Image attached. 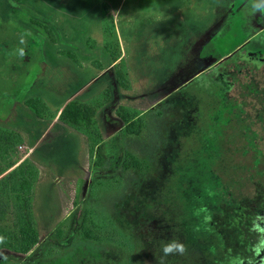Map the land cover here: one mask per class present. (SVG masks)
<instances>
[{
    "label": "rangeland",
    "instance_id": "374dc122",
    "mask_svg": "<svg viewBox=\"0 0 264 264\" xmlns=\"http://www.w3.org/2000/svg\"><path fill=\"white\" fill-rule=\"evenodd\" d=\"M52 1L54 8L46 0H30L28 9L20 4L12 6L10 0H0V129L24 134V139L11 151V160H0V171L7 163L18 165L26 158L38 167L40 175L32 211L40 242L51 238L36 260L19 262L0 257V264H219L215 261L222 258L224 251L220 249L224 242L228 252L253 264L248 225L252 205L264 200V184L258 183L252 167V154L259 155L260 146L250 142V137L252 131H257L256 139L264 146V121L231 123L218 86L200 74L189 84L179 86L164 105L152 109L169 92L162 87L172 59L146 61L131 53L133 57L125 60L130 63V73L134 71L131 81L135 91L127 92L131 84L128 89L117 84L116 63L103 51L104 4L113 6L121 1L124 12L132 8L141 11L143 0H81L84 10L74 12L75 15L65 10L64 0ZM169 1L164 0L166 9ZM220 1L213 0L214 12ZM241 2L235 0L236 16L230 24L245 17ZM58 4L61 7L57 8ZM48 5L53 24L39 16V8L44 10ZM33 20L49 26L54 37L50 38ZM171 21L167 19L165 23ZM140 25L138 15L136 28ZM240 38L233 33L217 38L212 42V52L226 53ZM143 41L144 37L139 36L138 43L144 44ZM160 43L173 47L166 34ZM255 48L254 45L252 50ZM156 53L149 55L160 57ZM235 57L226 61L222 69L236 61ZM125 60L121 59L118 67L128 73ZM160 62L163 66L156 75L163 84L158 83V77L155 80V76L147 74ZM197 64L192 61L191 65H180V72L176 70L168 78L170 86L180 80L183 83ZM99 70V80L89 86L95 97L89 100L103 102L102 92L108 89L109 103L116 98L117 106L104 113V105L96 113L102 136L98 148L94 147L91 153L89 149L85 151L78 137L71 133L69 138L76 144L73 152L64 135L56 134L60 127L66 132L71 130L61 121L56 122L58 129L49 133L51 138H41L48 125L37 119L26 101L46 95L55 116L69 99L92 95L74 87L85 78L99 75ZM139 70L142 73H137ZM218 77L217 72L213 79ZM152 100L158 101L150 104ZM124 104L145 113L138 136L128 134L122 122L117 129L113 126L114 120L118 122L116 109ZM45 119L52 121L54 117ZM236 124L246 131L241 132L239 126L234 127ZM96 171L100 174L95 175ZM220 177L228 182L241 204L239 211L236 207L228 210L229 217H221L222 213L214 215L212 221L223 234L224 242L218 236L211 240L203 232L210 206L213 209L221 205L217 199L220 187L215 181ZM83 212L87 216L84 222ZM6 216L0 227L16 234L13 214L8 212ZM171 242L182 245L183 251L165 255L162 246ZM35 251L36 246L22 256L32 258Z\"/></svg>",
    "mask_w": 264,
    "mask_h": 264
},
{
    "label": "crops",
    "instance_id": "0c3cea01",
    "mask_svg": "<svg viewBox=\"0 0 264 264\" xmlns=\"http://www.w3.org/2000/svg\"><path fill=\"white\" fill-rule=\"evenodd\" d=\"M247 1L251 3V6L253 5L252 3L253 0H247ZM64 2H65L64 6L66 5L65 10L67 12H70L72 15L76 14L74 12H78L79 14L82 12V10H84V7L82 8L81 0H70L69 2H67V0H64ZM220 2H221L220 5L218 4V6L215 7V12H214V7H213L214 6L213 0H170L168 3L169 5L167 6V9L165 7L164 0H143L141 11H132L133 9L132 8L131 10H128L127 12H124V8L122 6L121 1H117L116 2L117 5H113V6H112V3L111 4L105 3L108 5V9L113 16V20L115 23V29H116V32L119 38L120 46H121V52H122L121 59L122 60L123 59L125 60L126 58L127 60H129V58H132L133 55L132 57H130L131 53H134V56L141 58L142 60L146 58L145 59L146 61H148L149 58H156V59H162V60L165 58L172 59L170 60L171 66L169 67V73L167 74L169 75L168 78H170L173 73H176V70L180 72L179 70L181 69L179 68L180 65H184V64L185 66H187V64L191 65L192 61L199 63L197 64L196 68L192 69V72L190 74L184 77L183 83H181L182 80H180L173 87L170 86L171 82L170 80L168 81V78L165 79L166 81L165 83L163 82L164 83L163 84L160 80L161 78H159L156 75L158 74L161 67L163 66V64L161 65V62L159 63V67L148 69L147 74L149 73L150 75H152L151 77L155 76L154 77L155 80L158 77V80H160L158 81V83L161 82L164 85L162 89L169 91L168 93H166L165 97L159 100L156 106L154 105L152 107V109L153 108L158 109L160 105H164L168 101V99L172 97V95L174 94V92L179 86H183L184 84L186 85L189 84L196 75H199V74L200 76L204 75V73L208 70V68L211 67L213 63V58H214L213 56H216V54L212 52V42H214L217 38L225 37L231 33L241 36L240 40L237 43H235L236 45H234L228 52L220 53L217 56V57H221L229 53L230 51L236 49L242 42H244L248 38V36H251L259 29L258 27H255L252 24V15L250 14H249V17L251 19L249 20L250 25L247 26L246 28L243 26L244 24L243 20L245 19V17L239 22L237 21L233 24L232 23L230 24L231 18H234L236 16V14L233 15L234 14L233 11H237L234 8L235 0H221ZM245 2L246 0H242L240 4L241 8L245 4ZM27 3L29 4L30 0L29 1L20 0L18 2V4H20L21 6L30 9L29 7L30 4L28 5ZM46 3H49L52 6V8H54L53 6L54 3L52 0H46ZM61 5L62 4H58L57 8L61 7ZM48 7L49 5L46 6L44 10L42 8H39L40 12L42 13L39 16L40 18L48 20L49 22L51 21L50 23L53 24L52 22L53 19L51 15L47 13ZM104 13L105 12H103V15ZM138 15L141 16V25L138 28H136ZM167 19L172 20V21L169 24H166L165 20L167 21ZM167 26L169 28H167ZM247 29L249 30V33L247 32L248 31ZM165 34L167 36V40L169 39V42H172L170 46H173V47L171 48L164 47L160 43L162 41L164 42ZM139 36L144 37V41H143L144 44L138 43ZM148 42H151L153 44L150 45L148 44ZM158 44L160 45L159 47H158ZM104 50L105 49L103 47V51ZM155 52L159 53L160 57H156V56L154 57L152 55H149ZM104 54L110 60V57L107 51ZM126 64L128 67V76H129L128 78L130 79V84H131V88L130 90H127V92L133 93L135 89H134V86L132 85L131 73L133 74L134 71H131L130 73V70H131V69L129 70L130 63L126 61ZM70 69L72 70L71 66H70ZM138 72L142 73L140 70L137 71V73ZM100 75H101V70H99V75L91 76L88 79L85 78L83 79L84 81H82L81 83L76 85V87H74V88H78L79 92L85 91L84 94H89V93L92 94L89 97H85L84 99H79V100L86 101V100L92 99L93 96L95 97V93L94 94L91 93L92 90L89 89V86L92 85L93 82L94 83L97 82L99 80L98 78ZM145 77L147 76L144 75L143 79H145ZM163 79L164 78L162 77V81ZM39 98H41L51 109V104L49 103L46 95H43L42 97H39ZM71 100H75V98L69 99V101ZM114 100H116V98ZM69 101H67L64 104V106ZM155 101H158V100H155ZM155 101L152 100L149 102L151 104ZM116 103H117V100H116ZM129 105L130 104H126V105L124 104L121 106L135 109L138 112L142 113L140 109L136 108L134 105H130V106ZM108 106H106V108L104 109V113L116 108V107H112L110 109H107ZM63 107L60 108V110L55 115L52 121L46 120L45 118L41 119L37 117V119L39 118L40 121L48 125L44 134L41 135V138L49 137L50 132H52L54 129L55 130L58 129V126H57L58 124H56V122L60 123L58 116ZM142 114H145V113H142ZM103 117H104V114H103ZM61 123L63 122L61 121ZM63 125L69 127V129L71 130H69V132L68 131L66 132L64 127H60L61 130L59 128L56 131L57 132L56 134H59L61 136L64 135V140L68 141L69 147L74 152V150H76V147H75L76 144L74 146L73 142L69 138L71 136V133H73V136L75 138L78 137V139L81 141L82 149L87 151L89 149V145H88V139L86 135H84L83 133L75 129L73 130V128L67 124L63 123ZM15 131L19 133V135L21 136L23 140L24 134L19 130H15ZM26 159H29V158H26Z\"/></svg>",
    "mask_w": 264,
    "mask_h": 264
},
{
    "label": "trees",
    "instance_id": "16d2710c",
    "mask_svg": "<svg viewBox=\"0 0 264 264\" xmlns=\"http://www.w3.org/2000/svg\"><path fill=\"white\" fill-rule=\"evenodd\" d=\"M19 1L11 0L10 3L18 6ZM104 12L102 26L104 35L103 47L107 51L111 61L116 63L117 84L128 89L130 87L128 73L126 70H120L118 67L122 57L121 46L113 16L107 4H104ZM34 23L44 29L50 38L54 37V33L49 26L38 21H34ZM243 50H246V48ZM66 54L71 58H75L71 52ZM102 95L104 96L103 102H100L98 99L86 102L77 99L71 100L61 109L58 116L59 120L64 124L86 135L90 153L94 147L98 148V145L102 143V136L96 120L97 111L104 105H109L107 109L116 107L117 105L116 100L109 103L111 94L108 89H105ZM26 104L39 118L55 117L48 105L40 98H31L26 101ZM116 115L117 121L124 124V129L128 134L138 136L142 133L145 114L135 109L119 106L116 109ZM20 142L21 136L19 133L0 129V160L2 162H9L11 160V151ZM17 163H7L0 171V223L5 221L6 215L9 212L14 216L15 229L17 230L16 234H11L5 226L0 227V257H10L19 262H26L31 259L36 260L42 249L51 241V238L40 242L32 211L33 194L40 175L39 169L30 159H25L16 165ZM94 173L95 175L100 174L99 171ZM79 209L78 212L80 213L82 206ZM212 211L214 220V215L217 211L220 212L221 210L220 208L219 210L213 208ZM81 219L83 222L87 219L86 213L83 212ZM216 221L219 223V219H216ZM220 236L218 235V237ZM35 246L36 251L32 258H24L22 256L29 253ZM222 251L224 252L222 253V258H219L221 260L219 264H247L238 254L228 252L227 248L226 251L224 249Z\"/></svg>",
    "mask_w": 264,
    "mask_h": 264
},
{
    "label": "flooded vegetation",
    "instance_id": "af4514ba",
    "mask_svg": "<svg viewBox=\"0 0 264 264\" xmlns=\"http://www.w3.org/2000/svg\"><path fill=\"white\" fill-rule=\"evenodd\" d=\"M257 2H259V0H253L252 3ZM242 8L246 13L245 19L243 20V26L246 28L250 25V14L252 15V24L259 29L251 36H248L244 42L229 53L221 57H217L220 53H215L216 56H213V63L204 73V76H208V78L211 79L209 82L213 80L212 84L218 86L219 95H221L223 100L222 104L226 107V109H229L228 111L230 112L229 115L231 117V123L243 121L247 123L248 121L255 124V122L261 123L264 121V9H253L251 3L247 0ZM247 32L249 33V30ZM254 45L256 48L255 50H252ZM245 48L246 50H243ZM234 57L236 58V61H232L229 66L222 69L223 64ZM217 72L219 77L215 80L213 79V76ZM256 105H258L257 110ZM108 124L112 126L110 121ZM118 125H120L119 121L116 122V120H114L113 126L115 129L119 127ZM238 126L239 124H236L234 127ZM242 127L244 126H239V129L241 128L240 131L245 132L246 130ZM255 132L257 133V131H252L253 135L250 137V142L254 144L257 143L260 146L261 152L259 155L255 156L252 154V157H254L252 167L255 170L254 174L258 179V183L263 182L264 184V157L262 158L263 160L261 159L262 154L264 153V146L259 139H256ZM222 173L223 170L219 173V175L221 176ZM215 181L216 183H219L217 186L220 187V195L217 199H219V203H221L219 206L221 211H217L216 214L221 215L222 213L223 216L221 217H229L228 210L230 208L232 209L236 207L239 211L241 205L239 201L240 198H236V196L233 195L232 189L229 187L227 181L225 182L221 177L219 181ZM210 182L212 183V180ZM258 185L262 186L260 184ZM209 187H212V184H210ZM211 191L213 192V189H211ZM261 193L264 194V189ZM211 207L212 206H210L211 210L208 212L209 215L205 218L206 230L203 232L207 233L211 240H213V236L216 238L218 235H221L220 237L223 239V234H221L218 228L213 226V209ZM219 208H215V210H219ZM251 210L253 214L252 217L249 218L252 220L249 222L248 232L252 234L251 239L254 257V261L252 263L264 264V200L261 203H254ZM221 245L222 250L224 249L226 251L225 242ZM214 258L216 260L217 256ZM215 262L221 263V260H216Z\"/></svg>",
    "mask_w": 264,
    "mask_h": 264
},
{
    "label": "clouds",
    "instance_id": "9594fccd",
    "mask_svg": "<svg viewBox=\"0 0 264 264\" xmlns=\"http://www.w3.org/2000/svg\"><path fill=\"white\" fill-rule=\"evenodd\" d=\"M253 9H264V0H259L257 3H253ZM20 54L23 55V50H20ZM182 252L183 247L179 243L171 242L162 246V251L165 255L173 251Z\"/></svg>",
    "mask_w": 264,
    "mask_h": 264
}]
</instances>
